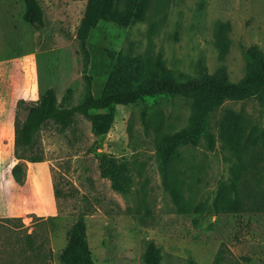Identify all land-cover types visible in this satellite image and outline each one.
Listing matches in <instances>:
<instances>
[{
	"label": "rangeland",
	"instance_id": "374dc122",
	"mask_svg": "<svg viewBox=\"0 0 264 264\" xmlns=\"http://www.w3.org/2000/svg\"><path fill=\"white\" fill-rule=\"evenodd\" d=\"M128 1L116 0L118 17ZM38 2L44 12L41 31L22 20V0H0V107L7 113L13 109L15 114L19 100L36 101L48 88L55 90L60 108L115 90L113 67L120 53L149 59L152 66L160 59L178 80L200 77L201 66L210 76L223 70L228 81L237 83L246 74L242 48L264 52V0H150L135 23L124 27L114 19L98 21L83 48L76 33L88 0ZM218 24L229 25L224 55L215 43ZM226 110L264 130L256 99L227 100L208 121L216 138L212 149L203 139L177 148L173 183L194 204L211 202L236 163L217 139L215 124ZM192 114L191 100L156 96L78 114L67 129L46 123L38 147L56 191L53 210L45 212L42 181L31 191L24 189L17 212L8 199L0 202V264H60L67 231L79 214L94 264H145L151 247L159 264H264V201L259 195L254 196L257 205L251 195L242 213L208 214L195 225L193 215L176 212L164 188L159 137L184 130ZM255 151L251 159L260 156L241 186L264 195V150ZM122 163L131 180L126 194L115 192L101 175Z\"/></svg>",
	"mask_w": 264,
	"mask_h": 264
},
{
	"label": "trees",
	"instance_id": "16d2710c",
	"mask_svg": "<svg viewBox=\"0 0 264 264\" xmlns=\"http://www.w3.org/2000/svg\"><path fill=\"white\" fill-rule=\"evenodd\" d=\"M149 1L129 0L118 17L115 12L116 0H88L76 33L80 46L83 48L89 31L100 20L114 19L124 27L139 21L144 11L143 6L148 5ZM22 3L24 6L22 20L36 31L43 30L44 12L38 0H22ZM228 30V24H218L215 31V43L222 55L228 48L226 37ZM242 51L246 74L237 83L228 81L223 70L210 76L201 66L200 77L178 80L163 67L160 59L152 66L149 59L124 58L120 53L115 58L113 67V76L118 81L115 90L104 91L96 98L84 97L69 108L57 106L56 92L53 88L46 89L36 101L19 100L14 114V156L19 161L30 163L44 160L43 152L38 147V139L46 123L51 122L61 129H67L73 125L78 114L85 115L89 111L133 105L144 98L156 96L184 97L191 100L193 109L188 126L180 132L159 137L158 164L164 188L171 195L176 212L183 216L193 215L195 225L208 214L242 213L247 210L246 203L251 195L252 205H257L254 197L256 195L264 201V195L248 185L241 186L243 178L249 173V167L260 156L251 159L255 150L258 148L264 150V130L251 126L243 114L226 110L215 124L217 139L236 158V163L229 170L230 179L218 185L211 202L194 204L191 200L184 199L180 188L173 183L175 175L173 160L178 147L203 139L210 149L213 148L216 138L210 131L208 121L224 101L256 99L264 113V52L255 46L243 47ZM21 114L24 115L23 120H20ZM101 175L110 180L115 192L120 194L128 192L131 180L125 164H114L103 170ZM11 176L18 184L24 182L25 170L22 163L17 162L12 166ZM58 260L60 264H94L86 237L83 214H79L67 231V244ZM144 262L159 264L154 248H149L145 253Z\"/></svg>",
	"mask_w": 264,
	"mask_h": 264
},
{
	"label": "crops",
	"instance_id": "0c3cea01",
	"mask_svg": "<svg viewBox=\"0 0 264 264\" xmlns=\"http://www.w3.org/2000/svg\"><path fill=\"white\" fill-rule=\"evenodd\" d=\"M3 110L0 107V112ZM14 139V110L12 109L8 113L5 111V114H0V202L6 199L13 202L15 213L20 208L24 189L29 186L31 191L36 181H42L48 202L45 212H51L53 210L54 191L49 167L44 162L30 163L17 160L14 156ZM17 162L22 163L25 170L22 184L16 183L11 176V168ZM34 200L35 198L32 201L34 202ZM37 208L38 211H42L40 206L37 205Z\"/></svg>",
	"mask_w": 264,
	"mask_h": 264
}]
</instances>
